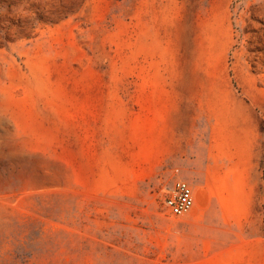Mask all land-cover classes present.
<instances>
[{
    "label": "rangeland",
    "instance_id": "rangeland-1",
    "mask_svg": "<svg viewBox=\"0 0 264 264\" xmlns=\"http://www.w3.org/2000/svg\"><path fill=\"white\" fill-rule=\"evenodd\" d=\"M0 264H264V0H0Z\"/></svg>",
    "mask_w": 264,
    "mask_h": 264
},
{
    "label": "built area",
    "instance_id": "built-area-1",
    "mask_svg": "<svg viewBox=\"0 0 264 264\" xmlns=\"http://www.w3.org/2000/svg\"><path fill=\"white\" fill-rule=\"evenodd\" d=\"M195 203V191L191 183L185 179H177L170 195L165 199V206L175 215L188 213Z\"/></svg>",
    "mask_w": 264,
    "mask_h": 264
}]
</instances>
